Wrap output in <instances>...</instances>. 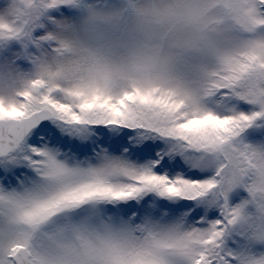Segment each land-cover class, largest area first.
Returning <instances> with one entry per match:
<instances>
[{
	"label": "snow or ice",
	"instance_id": "snow-or-ice-1",
	"mask_svg": "<svg viewBox=\"0 0 264 264\" xmlns=\"http://www.w3.org/2000/svg\"><path fill=\"white\" fill-rule=\"evenodd\" d=\"M71 8L48 0L47 27L0 22V47L18 46L24 68L62 55L54 31ZM238 27L264 29V0ZM27 75L22 89L0 90V264H49L34 242L69 234L95 264L264 257L237 228L254 219L249 203L264 206V41L218 56L195 92Z\"/></svg>",
	"mask_w": 264,
	"mask_h": 264
},
{
	"label": "clouds",
	"instance_id": "clouds-1",
	"mask_svg": "<svg viewBox=\"0 0 264 264\" xmlns=\"http://www.w3.org/2000/svg\"><path fill=\"white\" fill-rule=\"evenodd\" d=\"M48 0H0V22L31 27L46 23ZM257 0H72L74 15L58 18L56 41L62 55L47 52L37 66L24 68L5 47L0 51V90L7 96L27 79L42 76L66 87L105 83L119 91L132 82L198 90L217 57L235 50L243 39L264 41V29L250 36L238 22ZM254 219L238 230L253 249H264L257 229L264 228V206L249 203ZM54 231V229H49ZM39 252L49 264H95L88 248L71 237L47 240ZM264 264V257H257Z\"/></svg>",
	"mask_w": 264,
	"mask_h": 264
},
{
	"label": "rangeland",
	"instance_id": "rangeland-1",
	"mask_svg": "<svg viewBox=\"0 0 264 264\" xmlns=\"http://www.w3.org/2000/svg\"><path fill=\"white\" fill-rule=\"evenodd\" d=\"M70 15H66V16H72L74 15V11L73 10H70ZM18 47V46H10L7 51H8V54L9 55H13L14 54V49ZM5 50V47H0V51H4ZM242 196L244 197H247V193H242Z\"/></svg>",
	"mask_w": 264,
	"mask_h": 264
}]
</instances>
